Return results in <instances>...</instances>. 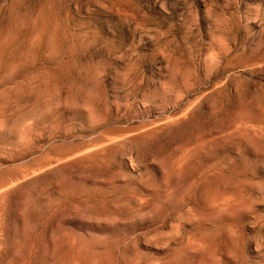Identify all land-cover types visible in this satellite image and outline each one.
<instances>
[{
  "label": "rangeland",
  "instance_id": "obj_1",
  "mask_svg": "<svg viewBox=\"0 0 264 264\" xmlns=\"http://www.w3.org/2000/svg\"><path fill=\"white\" fill-rule=\"evenodd\" d=\"M0 264H264V0H0Z\"/></svg>",
  "mask_w": 264,
  "mask_h": 264
}]
</instances>
